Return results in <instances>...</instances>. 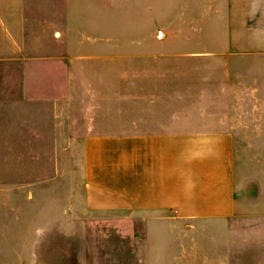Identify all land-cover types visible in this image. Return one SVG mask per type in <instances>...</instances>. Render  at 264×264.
Masks as SVG:
<instances>
[{
  "label": "crops",
  "instance_id": "0c3cea01",
  "mask_svg": "<svg viewBox=\"0 0 264 264\" xmlns=\"http://www.w3.org/2000/svg\"><path fill=\"white\" fill-rule=\"evenodd\" d=\"M175 3L207 13V26L191 34L206 35L208 48L192 53L233 57L222 59L218 67L240 61L242 105L232 86L199 97L216 103L204 115L228 116L219 123L173 125L177 115L168 105L158 108L169 97L155 93L153 73L168 68L147 63L154 53H164L153 46L151 0H0L1 134L7 139L86 135L70 150L71 162L81 166L83 190L75 182L59 183L72 190L71 197L38 208L32 198L38 186L25 183L30 192L25 203L11 205L0 216V264H40L36 240H66L72 232L83 236L86 213L137 218L138 231L144 233L145 264L185 261L179 226H198L202 236L228 218L264 214V0ZM184 65L179 69H188ZM123 73L131 90V127L98 131L93 116H107L102 110L107 94H102L122 90ZM207 77L218 85L235 82L230 73L196 79L203 84ZM76 93L86 99L82 107ZM116 106V113H122L123 102ZM241 113L244 125L256 127L251 132L247 127V163L236 128L225 127L239 126L230 116ZM82 116L92 117L85 133L76 128ZM245 173L249 191L242 185ZM70 202L71 208L66 205ZM38 222L42 225L36 230ZM19 239L27 243L18 247ZM26 245L21 253L19 248ZM59 250L53 263L69 264L68 247ZM78 251L72 262L85 264Z\"/></svg>",
  "mask_w": 264,
  "mask_h": 264
},
{
  "label": "rangeland",
  "instance_id": "374dc122",
  "mask_svg": "<svg viewBox=\"0 0 264 264\" xmlns=\"http://www.w3.org/2000/svg\"><path fill=\"white\" fill-rule=\"evenodd\" d=\"M188 7V5L176 4L175 0H151V29L153 37H156L153 39V46L154 50H164V53H154L152 60L147 59V63H153L155 66L157 65V68L160 65L168 68L164 71L155 70L153 73L155 93L161 92V95L163 93L169 97L164 103L163 100L159 101L158 108L168 105L170 108L168 110L177 115L173 118V125L201 127L208 123L210 125L215 122L219 123L221 119L228 118L227 115L217 117L204 115L207 111H211L210 107L216 103L210 99H199V97L211 96L210 93L215 92L219 86L224 88L232 86L236 94L241 96L240 100L237 99L238 105H242V67L238 63L240 61L233 62L234 66L230 68L216 66L224 63L221 62L222 59H232L231 56L192 53L208 48L205 45L208 38L206 35L192 36L191 34V30L204 29L207 26L208 16L206 11H199L198 6H195L197 10H193L191 6ZM194 63L204 67L192 68L195 66ZM180 64H185L183 67L188 69H179ZM236 64L238 65L236 66ZM226 73L233 75L235 82L218 85L207 77L202 84V81L196 79L197 76H219ZM127 78L128 74L123 73L122 90H110L102 94L103 96L107 94V98L105 97L106 106L102 108L107 116L104 115L102 118L97 115L93 116L95 118L93 128L96 127L98 131H101L102 128L108 127L109 131L118 132L123 126L131 127L132 114L129 97L131 90L126 86ZM75 99L77 105L80 104L81 107L86 100L83 99V93H76ZM95 99L93 97V104H97ZM223 101L226 100L223 99ZM223 101L218 102L222 103ZM122 102L124 104L123 112L116 113V105H121ZM97 108L100 110L99 107ZM78 111L83 112L84 109H78ZM230 117L234 122L237 120L239 126L225 127L236 128L238 144H240L239 151L242 150V160L247 163L245 144L247 127L250 128V132L252 131L251 126L254 129L256 127L255 125H244V113ZM89 118L92 117H77L76 128L79 133H85L86 128L91 127L88 124ZM0 125L3 126V122H0ZM4 132V128H1L0 216L4 215L11 205L19 207L21 203H25L26 195L30 194L25 190V183L33 184L34 187L38 186L32 192V198L38 208H42V205L48 201L56 203L58 197L66 199L71 197L72 190L58 185L59 183L75 182L83 190L81 166L79 162H71L70 150L75 147L77 142L79 144L86 135L7 139L4 134H1ZM243 177L242 185L249 191L247 174L245 173ZM66 205L71 208L73 203L70 202ZM83 216V236H77L72 232V234L68 233L66 240L55 237L36 240L35 248L38 251L40 264H55L53 262L56 260L53 261V258H57L59 248L64 246L70 250L69 264H74L72 256L76 260L77 248L79 257L83 254L85 264H145L144 233L138 231L137 218L123 216L119 213L112 214L109 218L98 214L90 216L87 213ZM41 225L40 222L36 223V230ZM179 230L181 250L185 252V261L181 262L182 264H264L263 213L256 215L249 212L243 216L228 218L224 225L222 224L220 228L216 226L214 229L215 232H218L217 236L213 231L200 236V233L204 232L195 225L187 227V229H181L179 226ZM187 230H189L188 233ZM23 242L27 243V240L19 239L16 244L19 247ZM27 249V245L24 248L21 246L19 251L22 253ZM212 253L216 257L207 259L206 256Z\"/></svg>",
  "mask_w": 264,
  "mask_h": 264
}]
</instances>
